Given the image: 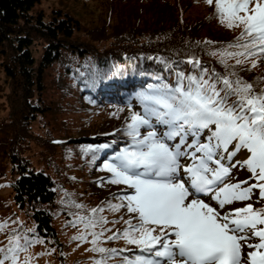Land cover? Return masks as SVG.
<instances>
[{
	"label": "trees",
	"instance_id": "obj_1",
	"mask_svg": "<svg viewBox=\"0 0 264 264\" xmlns=\"http://www.w3.org/2000/svg\"><path fill=\"white\" fill-rule=\"evenodd\" d=\"M90 1L94 0H83V3ZM95 2L101 6L106 5L105 11L100 20L86 29L77 18L60 9L53 11L48 21L44 13L33 14L40 0H0V54L4 59L2 65L6 81L10 85L7 99L12 105V112L15 113L9 120L1 121L0 118V184L3 186L7 176L8 163L19 169V178L11 183L13 198L20 209H31L35 223V232L26 235L25 243L28 240L44 239L47 245V240H51L49 247L57 248L59 243L55 216L62 212L65 214V209L58 201L55 181L43 171L29 169V163H26L15 149L20 137L28 134L35 137L30 126L37 114L47 113L53 117L63 114L67 110L62 103L67 97L75 98L73 102L68 103L70 110L75 114L82 112V108L88 111L91 108L96 111L103 109L107 112L99 123L89 126V130L83 131L80 136V139L87 141L85 147L89 148L80 153L81 156L85 153V156L90 158L89 165L82 160V165L89 168L86 171L89 175L82 178L80 183L72 179L71 175L61 178L69 187V191L73 190L76 195L75 202L90 205L92 208L102 202L107 214L110 204L121 203L117 199L118 196L124 193L132 194L127 186L111 184L96 175V172L102 170L110 174L104 164L109 163L111 152H116V147L125 145V141L130 138L125 130L130 122L124 119L131 104L130 97H136L142 104L146 86H156L160 89L167 86L175 89L182 83L187 90L192 78L215 83L218 89L223 88L222 78L231 81L239 78L252 84L256 91L264 90V53L257 51L255 56L222 57L220 53L223 51H244L241 48L228 47L238 42L243 26L229 29L221 24L214 5H208L206 0ZM37 40L45 44L44 57L38 65L31 52V47ZM238 59L243 63L238 64ZM56 63L61 66V70L58 71L57 77L51 78L48 87L45 70ZM49 91L58 92V99L51 97L47 100L41 95H48ZM2 92L3 85H0V93ZM0 98H3V95H0ZM36 98L37 105L34 102ZM232 100H235V97ZM84 104L87 107H84ZM113 109L118 112L114 113ZM108 111H111L110 115ZM62 124L65 125L64 122ZM118 127L120 130L117 131ZM89 131L92 133L90 135L96 136L97 139L84 136ZM102 131L113 133L114 145L109 142L111 138L100 137L99 134L104 133ZM72 137L60 138L57 141L63 145L61 147L68 150L70 144H65ZM37 138H40L49 153L53 154L56 145L51 143L50 139L47 141L42 137ZM71 144H74L70 146L73 150H79L77 144ZM93 144L100 146L95 145V148ZM75 168L78 170L79 165ZM263 202L256 208H263ZM9 210V206L1 199L0 216L4 217ZM69 210H78L75 203L72 202ZM91 210L89 208L87 214L89 221H99L101 217L107 220V225L97 224L103 229L98 232H105V229L114 226L120 227L119 230L124 232L128 227L122 226V219L135 217V214H129L126 208L119 209L111 216H105L101 212L93 215ZM116 221L117 224L114 223ZM22 230L18 229L8 237H12V240L14 237L23 238L25 231ZM91 231L98 233L93 229ZM105 235L109 236V233L106 232ZM31 237L34 240H31ZM63 239L62 237L60 244L70 254L67 261L71 262L70 264H79L78 259L72 257L69 252V242ZM105 240H109V237H98L96 245L91 243L92 249L89 252L95 256L94 264L97 261H104V264H128V261L135 260L137 255L151 259L146 255L148 253H142L136 245L128 244L123 237L110 239L109 242ZM0 242L4 241L0 239ZM36 246V242L24 245L27 251H22L21 255L32 257L31 253ZM94 248L116 251L100 253L94 251ZM38 257L43 259L41 255L32 259Z\"/></svg>",
	"mask_w": 264,
	"mask_h": 264
},
{
	"label": "snow or ice",
	"instance_id": "obj_2",
	"mask_svg": "<svg viewBox=\"0 0 264 264\" xmlns=\"http://www.w3.org/2000/svg\"><path fill=\"white\" fill-rule=\"evenodd\" d=\"M206 3L214 5L220 23L229 29L243 26L238 42L228 47L244 51H223L222 57L264 53V0ZM237 63L243 61L238 59ZM222 83L223 88L218 89L215 83L192 78L187 90L181 83L175 89L165 86L144 94L142 99L151 105L145 104L143 114L134 112L126 128L132 145L116 154L114 162L104 164L112 174L109 183L125 185L132 191L117 197L120 204L109 205L112 211L126 208L129 214H135L137 223L133 224L132 219L124 221L128 228L122 237L154 257L137 255L128 264H264V208L257 209L252 203L227 208L235 202L251 200L256 188L264 198V90L256 91L252 84L239 78H222ZM153 118L157 124L166 125L167 130L160 136L155 130L142 136L141 128L154 129ZM205 129L209 135L207 142L201 143ZM189 135L192 143H188ZM177 136L179 142L170 145L169 141ZM242 149L247 157L237 163L259 181L248 187L242 186L248 181L227 182L236 166L231 163L232 157ZM182 158L190 159L191 164H182ZM226 160L227 166L223 163ZM202 197H210L215 206ZM97 211L103 209H93V215ZM100 223L107 221L103 217L90 220L86 227ZM102 234L93 232L97 237L92 241L94 245ZM118 238L120 234L109 237ZM19 239L14 237L10 242L13 246L7 251L0 249L4 253L0 264L9 258L12 264H19L18 253L27 251ZM254 239L258 242H251ZM245 248L253 250L245 252ZM25 264H29L27 259Z\"/></svg>",
	"mask_w": 264,
	"mask_h": 264
},
{
	"label": "rangeland",
	"instance_id": "obj_3",
	"mask_svg": "<svg viewBox=\"0 0 264 264\" xmlns=\"http://www.w3.org/2000/svg\"><path fill=\"white\" fill-rule=\"evenodd\" d=\"M94 1L83 3V0H40V3H38L33 10V14L38 13H44L46 20L48 21L50 19V15L53 11L56 10H62L64 12H69L73 17L77 18L81 25L84 26L86 29H89V27L93 26L98 20H100V16L104 14L105 6H101L96 4ZM44 51H45V44L44 42H41V40H37L34 45L31 47V52L33 56L35 57V60L37 62V65L41 63L43 57H44ZM3 57L0 54V85H3L4 92L0 93V95H3V98H0V118L1 121L4 119H10L11 116L15 113L12 112V105L9 103V100L7 99V95H9L10 92V85L6 81L5 72L3 70ZM61 70V66L59 64H54L50 68L45 70V81L46 85L49 87V83L51 78L58 76V71ZM51 90V89H50ZM43 97L47 98V100H50L51 97L58 99L59 93H53V91H49L48 95H45L44 93L41 94ZM37 97V96H36ZM43 99V98H42ZM74 97H71L68 99V97L63 101L62 106L64 107L65 111L63 114L58 115L57 117H53L50 114L42 113L37 114L35 116V119L32 120L30 129L32 131V135H35L33 138L31 134H28L26 136H22L19 138L18 142L16 143L15 149L17 153L24 159L26 163H29L30 168L34 169L36 171H43L47 175H49L56 183V188L58 191V201L62 204L63 208L65 209V214L59 213L55 216L56 221V236L58 237L57 241L59 243V246L56 247H49V244H51V240H47V245L44 243V239H40L38 241H27L25 243L26 235L29 233L35 232V223L32 218V211L30 208H23L20 209L18 205H16L14 201V194L13 190L11 188V183L14 182L16 179L19 178V169L15 166L9 165L8 163V171L7 176L5 177L3 186L0 184V200L3 199V202L9 206L10 210L7 215L4 217L0 216V226H3V229L0 230V239H2L4 244L0 242V249L3 246V249L7 251L9 248L10 242L12 241V237H8V235L12 232L17 231L18 229H23L25 232L23 233V238L19 239V242L22 246L27 245L30 242H36L37 246L33 248V251L31 253V256L33 258H36V256H42L43 259L37 258L32 259V257L24 256L18 258L19 264H25V260L27 259L29 264H34L35 262L37 264H70L69 261H67L68 257H70V254L64 250L62 244L61 238L63 237L64 241L69 242V252L72 254V257L75 259H78L79 264H94V255L89 252V250L92 249L91 243L93 239L97 238L93 236V232L91 229L98 232L100 229L103 230L100 226L95 227H86V224L89 222V217L87 216L89 208L93 209H103V211H97L101 212L105 216H111L118 211H108L106 214L104 212L105 207L102 202H100L99 206L95 205L93 208L90 205H84L83 203H77L74 201V198H76V195L74 194L73 190L72 192L69 191V187L64 184L61 180L62 177L71 175L72 179H75L77 183H80L82 178H85L89 175L88 172H86L89 168L87 166L82 165V160L87 162V165H89L90 158L88 156H85L86 154L83 153L82 156L80 155L81 151L89 149L85 147V143L87 141L85 139H80V136L82 135V132H86L89 126L99 123L104 116L107 115V112L105 110H99L96 111L95 108H91L89 111L85 110V108H82L80 113L75 114L70 110V106L68 105L69 102L74 101ZM35 104L38 103V98L35 99ZM136 105L137 103L134 102ZM37 105V104H36ZM84 107H87L86 104H84ZM132 109V108H131ZM130 109V110H131ZM134 110L138 109V106L136 108H133ZM127 109L126 114L124 116V119L126 118L127 121L131 122V115L132 111ZM114 113H117L118 110L113 109ZM111 111H108V114L110 115ZM62 122L65 123L62 124ZM214 128V126H212ZM118 127L117 129H119ZM62 129V130H61ZM116 129V130H117ZM154 130L156 131L157 128L154 127ZM106 133V131H102ZM147 131H142V135H145ZM87 135L84 136H90L94 137L90 131L87 132ZM160 136V134H157ZM209 133H204L203 137L207 139ZM74 138H73V137ZM45 139L49 141L51 140V143L55 144L56 147H54L53 154L49 153L48 149L44 144H42L40 138ZM45 137V138H43ZM70 138L69 142L65 145L73 146L75 143L76 146H79V150H73L72 147H68V150H65L61 143H57V139L60 138ZM47 138V139H46ZM53 139V140H52ZM76 139V140H75ZM20 148H19V146ZM231 150V146L229 148ZM53 155V156H52ZM225 155H227L225 153ZM247 153L245 150H241L239 153L236 154V156L232 157V164H235V173H234V180H242V181H248V184H254V179L247 180L248 177V169L244 166H241V164H238L237 161H243L246 159ZM84 158V159H83ZM188 158H183V164H185L186 160ZM228 163V161H227ZM79 165V169L77 170L75 166ZM82 166L84 167V170L82 169ZM96 175H99L104 178V180H110L112 178V174L109 175L105 173L104 170L96 172ZM247 176V177H246ZM236 177V178H235ZM80 178V180L78 179ZM79 186V185H77ZM259 191H254L252 194V199L249 201L244 202H235L233 205L227 206L228 209H235L239 207H244L248 203H252L253 205H256V207L259 206V199L258 193ZM206 202H211L213 206H215V201H210V198H204ZM256 201V202H255ZM75 203V207L78 209L74 212H71L70 205ZM264 206V205H263ZM91 210V212H92ZM96 212V213H97ZM83 218V219H82ZM133 224L137 223L136 219L132 216ZM127 218L122 219V226L128 227V225L124 222L128 220ZM106 220V219H104ZM93 221V220H92ZM107 221V220H106ZM117 224V223H116ZM113 224V225H116ZM107 225V223L105 224ZM9 226V227H8ZM8 227V228H7ZM120 227L114 226L105 229L102 235H99V237H112L114 235L120 234V238L122 237L123 231L119 230ZM22 230V231H23ZM112 231V233H111ZM109 233V236H106L105 233ZM101 233V232H98ZM79 237H84V239H80ZM31 240H34L31 237ZM115 240V239H111ZM109 240H105V242H109ZM251 242H257L256 239H254ZM89 248V249H88ZM253 249H247L245 248V252L252 251ZM4 255V253H0V255ZM11 253H9V257H11ZM70 259V258H69ZM11 259L7 260L5 264H12ZM93 261V262H91ZM134 261V260H132Z\"/></svg>",
	"mask_w": 264,
	"mask_h": 264
},
{
	"label": "bare ground",
	"instance_id": "obj_4",
	"mask_svg": "<svg viewBox=\"0 0 264 264\" xmlns=\"http://www.w3.org/2000/svg\"><path fill=\"white\" fill-rule=\"evenodd\" d=\"M206 131H208V130H206ZM209 132V131H208ZM231 151V150H230ZM227 154V153H226ZM227 156V155H226ZM227 161V160H226ZM187 164H190L191 162H190V159H187V162H186Z\"/></svg>",
	"mask_w": 264,
	"mask_h": 264
}]
</instances>
